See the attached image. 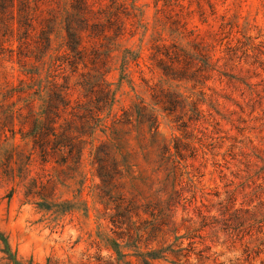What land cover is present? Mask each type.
I'll list each match as a JSON object with an SVG mask.
<instances>
[{
  "label": "rangeland",
  "instance_id": "374dc122",
  "mask_svg": "<svg viewBox=\"0 0 264 264\" xmlns=\"http://www.w3.org/2000/svg\"><path fill=\"white\" fill-rule=\"evenodd\" d=\"M23 1L13 0L12 8L0 0L1 14L3 4L15 24L5 36L0 26L6 48L0 51V85L18 87L23 80L35 89L62 86L69 106L60 111L58 124L86 134L85 154L81 166L58 151L48 150L45 165L35 156L30 178L37 189L80 208L59 225L26 198L28 181L26 187L0 181V264H8L2 238L26 264H96L99 256L111 255L102 241L111 235L110 211L100 203L101 180L89 151L90 142L105 141L107 172L114 176L112 157L122 169L113 195L156 204L171 195L178 199L180 191L189 200L175 218L181 235L189 226L183 219L192 217L199 227L196 206L210 216L212 224L203 239H195L188 264H264V0H28L31 31L20 44ZM43 29L52 32L51 43L40 37ZM125 56L131 58L127 65ZM109 89L115 93L111 106ZM26 96L15 93L3 104L23 107ZM40 104L37 99L25 106L23 115ZM193 108L203 114L194 115ZM96 109L107 129L98 127L90 136L99 124ZM152 112L158 121L150 131ZM33 120L29 114L16 127L27 131ZM113 133L116 140L110 142Z\"/></svg>",
  "mask_w": 264,
  "mask_h": 264
},
{
  "label": "trees",
  "instance_id": "16d2710c",
  "mask_svg": "<svg viewBox=\"0 0 264 264\" xmlns=\"http://www.w3.org/2000/svg\"><path fill=\"white\" fill-rule=\"evenodd\" d=\"M9 3L11 4L10 7L13 8V0H8ZM28 3H30L28 0H24L22 2V8L19 9L17 27L19 31L23 30L18 38L20 44L28 38L31 31L30 22L33 18L30 7H27ZM1 7L5 11V14H1L0 12V26L3 28L2 35L5 36L11 30H14L15 24L9 22V19L13 20L14 16L9 18L7 7L3 4ZM70 30V28H66L69 39H72L73 36ZM51 34L52 32L48 33L47 29H43L40 32V37H43L46 43H51ZM4 50H6L4 44H0V51ZM2 53L0 52V55ZM174 55H176V52ZM36 59L38 58L36 57ZM130 60L131 58L125 56L124 64L127 65ZM23 73L33 75V72L27 69H23ZM165 75L168 76L169 74ZM171 79L182 81V79L175 77ZM52 85L49 90L42 87L38 89L32 88L31 85L26 84L23 80L18 87H1L0 85V181L6 179L13 184H24V186L26 181H28L29 187L25 193L26 198L32 197L34 199L32 203L36 208L40 212L50 215L51 221L59 225L65 216L75 211H80V208L76 203L68 199L61 201L60 198H46L37 189L36 181L30 178L33 171L32 167L36 162L35 156L38 155L41 158V164L45 165L49 162L47 158L48 150L52 153L58 151L64 159H71L78 166H81L85 154V146L81 145L86 142L83 139L86 134L82 132H79V135H75L74 132L69 133L66 127L58 124L60 111L67 109L69 101L62 86L57 82H53ZM168 87L172 88V85ZM44 92L47 95H44ZM108 92L110 94L111 106L115 100V93L111 89ZM15 93H27V96L22 99L25 104L23 107H17L14 102L10 105L3 104L9 97H13ZM174 94L181 100H188L182 93L175 91ZM37 99L41 102L38 110L28 112V115H34L30 129L26 131L22 127L17 128L16 122L18 121L20 124H24L25 122L23 120L25 121L28 117V115H23L25 106L35 102ZM169 105L173 108L174 102H169ZM133 108L139 118L144 117V113L137 104H133ZM100 113L101 110L96 109L94 119L99 124L93 127L90 136L94 134L98 127H104V130L101 131L106 133L107 126L101 123L102 118H100ZM192 113L194 115L197 113L202 115L203 111H199L198 108H193ZM190 119L194 120L192 117ZM157 121L158 117L152 112L150 117L151 124L149 125L150 131H152L154 125H157ZM113 135L114 133L109 136L110 142L116 140ZM49 136L52 137L51 142L47 140ZM90 144V156L93 157L97 175L101 180L100 203L104 204L107 210L110 211L109 222L112 226L110 229L111 235L102 238L104 248L108 252H111V255L107 258L99 256L96 258V264H160L162 262L169 264H188L191 255L195 251V239H203L202 231L212 224L209 222L211 220L210 216L196 206L194 212H198L197 216L201 219L199 227L196 226L197 221L194 218L190 217L188 220L183 219V221L189 223V226L186 227L187 232L181 235L175 218L180 205L183 206L184 210H187L182 203L189 200L182 193H179L180 191L175 193L178 194V199H175L171 195L168 199L156 204L138 203L132 199H128L124 195H113V188L118 186V181L121 178L117 176L122 169L119 172L117 163H115L114 157H112L111 164L114 176H111L107 172L106 164L108 161L106 159L110 156L107 141L100 142L97 146L91 142ZM114 147L115 155L122 156L119 147ZM24 148H28V153L24 151ZM175 149L177 150L176 147ZM167 150H171V147L168 146ZM172 156L174 155L172 154ZM62 163L66 162L63 161ZM125 163L124 160L123 171L126 168ZM69 167L73 170L72 165ZM68 179H73V176ZM115 180L117 183L112 184V181ZM56 181L63 187L71 188L68 182H60L58 179ZM83 184H81L82 188L78 190L80 194L83 191ZM42 187H44L43 183H41L40 188ZM14 191L15 189H12L8 197H11ZM195 199L196 195L192 196V200ZM192 202L190 201V203ZM84 205V211L88 214L89 209L85 201ZM229 209V206H227L226 210ZM229 229V234L235 231L234 227L229 226ZM258 232L263 233V230L261 229ZM169 236L172 238L170 239ZM2 241L4 244L2 252L5 254V259L8 261V264H26L17 257L16 252L12 251L7 238H2ZM186 241L188 245H185ZM204 252V250L199 252L200 257H203ZM28 264H34L33 259L29 260ZM48 264H50V259L48 260Z\"/></svg>",
  "mask_w": 264,
  "mask_h": 264
}]
</instances>
